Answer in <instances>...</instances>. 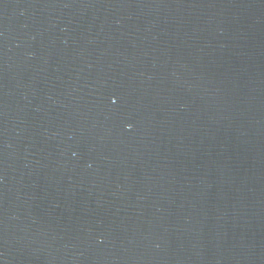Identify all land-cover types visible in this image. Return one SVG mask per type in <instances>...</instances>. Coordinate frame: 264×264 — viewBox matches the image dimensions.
Here are the masks:
<instances>
[{
    "label": "water",
    "instance_id": "95a60500",
    "mask_svg": "<svg viewBox=\"0 0 264 264\" xmlns=\"http://www.w3.org/2000/svg\"><path fill=\"white\" fill-rule=\"evenodd\" d=\"M0 264H264V0H0Z\"/></svg>",
    "mask_w": 264,
    "mask_h": 264
}]
</instances>
